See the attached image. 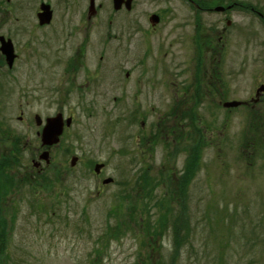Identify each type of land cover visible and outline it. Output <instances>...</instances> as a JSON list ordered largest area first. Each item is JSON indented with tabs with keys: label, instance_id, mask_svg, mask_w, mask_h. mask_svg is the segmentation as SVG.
I'll list each match as a JSON object with an SVG mask.
<instances>
[{
	"label": "rangeland",
	"instance_id": "rangeland-1",
	"mask_svg": "<svg viewBox=\"0 0 264 264\" xmlns=\"http://www.w3.org/2000/svg\"><path fill=\"white\" fill-rule=\"evenodd\" d=\"M198 1L214 9L238 6L203 14L187 0H135L126 16L135 21L127 35L113 3L95 0L92 45L100 76L111 75L93 97L79 102L70 94L81 91L80 81L76 88L63 83L58 54L64 46L76 51L83 38L59 33L58 23L61 15L85 14L88 0H52L58 18L42 30L34 28L38 0H29L28 7L22 0H0V34L19 55L17 84L5 76L0 87V221L7 245L2 264H264V146L252 135L256 130L264 143V98L254 109L222 107L250 102L264 84V0ZM196 15L199 23L192 22ZM16 16H29L27 29L11 26ZM151 16L160 17L155 28ZM199 30L209 35L207 57L219 69L225 92L193 107L195 140L213 145L179 146L166 138L164 126H178L169 118L177 100L178 107L185 104L184 96L160 83L187 78L191 37ZM108 32L112 41L104 49L117 51L114 37L124 42L116 62L110 57L113 65L102 48ZM60 113L73 122L57 146L44 148L35 116L44 121ZM45 151L47 161L40 159ZM95 165H103L100 175ZM117 223H123L121 232L113 236Z\"/></svg>",
	"mask_w": 264,
	"mask_h": 264
},
{
	"label": "flooded vegetation",
	"instance_id": "flooded-vegetation-1",
	"mask_svg": "<svg viewBox=\"0 0 264 264\" xmlns=\"http://www.w3.org/2000/svg\"><path fill=\"white\" fill-rule=\"evenodd\" d=\"M76 0H62L61 4L64 5H70L71 3H75ZM86 1V0H85ZM93 1L94 3V7L92 9H90V2ZM112 2V0H110ZM125 1L127 0H123V4L121 5V8L119 10H115V16H117L118 14H123V21L125 24H127V26L124 27V33H126L128 35V27L129 24L132 23L134 24L135 21H130L126 16L128 14V12H131L132 9H127L124 5ZM135 0H131V8H132V3L135 4L134 2ZM181 2H183V0H180ZM187 4H189L190 6H193L191 4L190 1L186 2ZM22 4L26 7H28L29 0H22ZM49 6V10L51 11V21L47 24L44 25H40L39 23V13L41 12L40 7L41 6ZM135 6V5H134ZM133 6V7H134ZM66 7V6H65ZM234 7H223L222 8V12L221 13H225L226 11H231ZM198 9V8H196ZM97 9L95 6V0H88V8L86 10L85 14H80V15H75V16H70V15H61L59 16V23L61 26V31L59 33H64L67 36H79L81 35L83 38V41H81V47H78L76 49V51L74 52H70L72 49H68L67 46L61 47L60 48V52L58 54L59 56V64L61 65V68L63 70L62 72V81L63 83L67 86V87H73L76 88V84L77 86H79L80 90H77V88L75 89L76 93H71L70 95L75 96L77 98V100L79 102L82 101H86V98L88 97H93V95L98 91V86L101 84V81L99 80V78L101 76H105V77H109L111 75V73H107V74H99L98 72V63L96 61V55H97V49L96 47L93 48L92 43L94 42L96 44V42L94 41V34H95V30H96V19L98 18V14L96 13ZM99 12V11H98ZM200 13L203 14H208V11L205 12V10H203L201 8V11H199ZM125 15V16H124ZM114 16V15H113ZM36 19V24H34V28H36L37 30H42L45 29L44 26L46 27H53L54 22L57 17V15L55 14V9L54 6L52 4V0H38V10L34 16ZM159 17V16H158ZM3 16H0V22L2 21ZM24 18V19H21ZM28 18L29 16H19L11 21V26H14V24L17 23H21L23 28H19V29H27V26H24L23 23L28 22ZM151 18V17H150ZM150 18H149V22H150ZM108 20V19H107ZM110 22V20H109ZM159 22H160V17H159ZM192 22H198L199 23V16H195L194 20ZM57 24V25H58ZM56 25V24H55ZM157 25V24H156ZM156 25H152L154 28ZM33 27V23L31 25V28ZM57 27V26H55ZM198 27V26H196ZM58 28V27H57ZM55 29V28H54ZM203 29V28H202ZM13 33L15 35L18 34V31H14L12 30ZM54 35L57 34V32L54 30L52 32ZM1 38H4L5 40H10L12 45L14 44L13 41L8 38V37H4L0 34V41ZM15 38V37H14ZM104 41H103V45L102 48L104 49V45L107 42V39H109L110 41H112V35L110 32L107 33V35L105 34L104 36ZM45 39V38H44ZM125 40V39H123ZM209 35L204 36L203 34V30H199V32L195 35H193L191 37V42L194 44V48H192V58H191V69L190 71H187V78L186 79H181V78H175L173 80H165L162 81L160 84L163 85V83H168L169 87L170 84L172 87H174L176 90H178L182 96H184V98L181 100V102H185V104L179 105L178 107V102L179 100H177V111L172 113V115H174L173 117H170V119H174L175 123L178 124V126H176V124H174L173 126H171L170 128H168L167 126H164L165 128H167L168 133L166 134V138H171L173 143H177L179 146H202V145H213L212 142L208 141H204L202 140V143L200 144V142L198 143L197 140H195L196 135H198L199 133H194L193 132V127H192V122L193 119L195 118V112L193 111V107L195 105V103L201 101H209V99H213L214 95L219 94H223L225 92V88H221V86L224 84H222L221 80V73L214 68V63L209 64V57H207L208 54V45H209ZM113 42L117 48V51L111 49V51L108 49H104L106 52V55H104V57L106 59L109 60V62L111 63V65L115 64L116 60L119 57V51H121V48L124 47V42L123 41H119L118 39H116L114 37ZM1 43V42H0ZM46 45V42H44ZM97 45V44H96ZM13 48H15V44L13 45ZM15 50V49H14ZM195 50V51H194ZM67 52H70L67 55ZM14 55H15V60H17L19 58L18 53L15 54L14 51ZM104 57L101 56L100 62H103ZM110 57H112L114 59V61L110 60ZM14 60V61H15ZM20 60L23 61V57L20 58ZM108 60H105L104 62L108 63ZM2 62V64H1ZM5 63V64H4ZM30 64L32 62H29ZM4 64V67H6V69H2V66ZM23 64V62H22ZM195 67H194V65ZM18 65V63H17ZM17 65H13L11 67H9L6 62H5V57L1 54L0 52V87H1V83L3 81V78L5 79V76H9L11 82L13 84H17L16 78L14 76L15 75V67ZM25 68H29L27 67L28 62H26L25 64ZM217 65H221V62L218 60V64ZM224 66V65H223ZM14 67V68H13ZM103 67V66H102ZM211 67V68H210ZM105 69V71H107V67H103ZM222 68V65H221ZM224 69V68H222ZM130 72L133 74V68L131 67ZM232 72L234 73L235 70H232ZM129 75L131 76L130 73H126L125 77L128 78ZM34 77L33 73L30 75V77ZM43 77L45 78V76L43 75ZM213 78H218L217 81L215 82V84L213 83ZM71 79L72 82L69 80ZM180 79V80H179ZM76 80H79V83H76L74 85V83L76 82ZM129 80V79H128ZM46 82L47 79H46ZM138 89H141L143 87V82L139 79L138 81ZM260 83V82H259ZM259 87L256 89L255 91V95L252 97H250V102H244V101H237V100H233L230 102H224L222 104V107L224 108V105L227 103H234V102H239L240 105L238 107H236L235 109H238L240 107H248L250 109H254V107L256 106V103H259V101L261 100V98H264V84H258ZM263 86V91L258 93V89H260ZM66 87V88H67ZM151 87H156L155 84H152ZM70 89H67L65 91V93H70ZM66 96V95H64ZM0 97H1V92H0ZM207 101V102H208ZM249 103V104H248ZM252 104V105H251ZM234 109V108H232ZM262 110V109H261ZM231 111V110H229ZM254 111V110H252ZM61 114V113H60ZM264 114V113H263ZM36 117H38L39 121L41 122V124L37 123ZM70 118L73 117L69 116ZM68 117V118H69ZM262 117V116H260ZM50 118V117H47ZM44 119V121L39 117V116H35V124L37 127H41V131L37 133V135L40 137V141H41V132L43 130V126L45 124L46 119ZM128 119L129 116L127 118V122L126 125L128 124ZM179 123H178V122ZM143 125V124H142ZM185 126H187L188 129L185 132ZM67 128H64L63 133H65ZM197 132L199 131L198 129L196 130ZM204 131V133H203ZM202 133L205 134V132L209 131L203 128ZM255 134H252L254 136V138H256L260 143L257 146H264V143H262L260 141V139L257 137V132L256 130H254ZM159 137L162 136L161 133L158 134ZM195 135V136H194ZM219 135H221L219 133ZM62 136V135H61ZM260 136L264 139V135L262 133H260ZM238 143L237 146H241V137H238ZM61 139V137H60ZM190 141V145L186 142ZM182 143H185L184 145ZM207 143V144H206ZM217 146H221V142H217ZM58 145V144H57ZM55 145V146H57ZM243 145V144H242ZM41 146L42 143H41ZM250 146H255V144H251ZM174 153V151L172 152ZM188 161H185V164ZM147 171V169L145 170ZM102 172V170H101ZM101 172L99 173V175L101 174Z\"/></svg>",
	"mask_w": 264,
	"mask_h": 264
},
{
	"label": "water",
	"instance_id": "water-1",
	"mask_svg": "<svg viewBox=\"0 0 264 264\" xmlns=\"http://www.w3.org/2000/svg\"><path fill=\"white\" fill-rule=\"evenodd\" d=\"M123 4V0H113V7L114 10H119L121 8V5ZM125 7L127 9L131 8V0H127L124 3ZM94 7L93 1L90 2V9ZM41 12L38 14L39 16V23L40 25L47 24L51 21V11L49 10V6H41L40 7ZM222 8L218 7L215 9L216 12H220ZM150 22L152 25H156L159 22V18L157 16H151ZM0 52L5 57V61L9 67H11L15 60L14 55V48L10 40H5L4 38H1L0 41ZM263 91V86L258 90V93ZM240 103L234 102V103H227L224 105V107L227 108H235L239 106ZM37 123L41 124L38 117H36ZM72 119L68 118L67 120L63 119V116L61 114H57L54 117L47 118L45 121V124L43 126V130L41 132V143L44 147L49 148L54 145H57L60 142V137L63 134L64 128L71 126ZM49 158L48 152H43L40 159L47 161ZM75 161V159L73 160ZM103 165H95V172L98 174L101 167ZM111 182V180L105 181L106 183Z\"/></svg>",
	"mask_w": 264,
	"mask_h": 264
},
{
	"label": "trees",
	"instance_id": "trees-1",
	"mask_svg": "<svg viewBox=\"0 0 264 264\" xmlns=\"http://www.w3.org/2000/svg\"><path fill=\"white\" fill-rule=\"evenodd\" d=\"M263 23H264V21H262ZM262 23V24H263ZM197 159H198V155H197ZM197 159H196V162L194 163V164H197V168H198V166H199V163H198V161H197ZM191 160V159H190ZM186 164H187V167H189V161L188 162H186ZM251 165V164H250ZM191 166V165H190ZM196 168V169H197ZM2 172V174L4 175L5 173H4V168H1V171H0V173ZM142 174H144V176L145 177H147V171H144ZM141 174V175H142ZM191 174V173H190ZM44 181V180H43ZM149 184H150V182H149V179H147L146 181L144 180V187L145 188H148L149 187ZM10 187V186H9ZM148 190H150V189H148ZM147 191V190H146ZM2 216V215H1ZM0 216V218L2 219V217ZM187 220L185 219V220H183V222H181V225L180 226H182V225H184V223L186 222ZM1 223V231H0V264H2L4 261H5V259H4V255H6V250H7V245H4V241H3V238H4V235H5V233H6V225H5V223L1 220L0 221ZM3 222V223H2ZM177 223V222H176ZM175 223V224H176ZM120 224H123V223H120ZM119 223H117L116 224V227H115V229H114V234H113V236H115V235H117V233L118 232H121V225H120ZM184 228L186 229H188V226L186 225V226H184ZM175 236H176V239L178 240V238H181L182 237V235H181V232L177 229V227L175 226ZM148 233V236H150V235H152V237H153V235H156V232H153V234H150L149 232H147ZM4 245V246H3ZM178 247L179 245H178V243H177V241H175V247ZM6 260H7V256H6Z\"/></svg>",
	"mask_w": 264,
	"mask_h": 264
},
{
	"label": "bare ground",
	"instance_id": "bare-ground-1",
	"mask_svg": "<svg viewBox=\"0 0 264 264\" xmlns=\"http://www.w3.org/2000/svg\"><path fill=\"white\" fill-rule=\"evenodd\" d=\"M187 1H190L191 2V4L195 7V8H198L199 9V11H201V8L203 9V10H205V12H212V10L214 9V8H208L207 6H206V3L205 2H202V3H200L198 0H187ZM232 5H236V3L235 2H230ZM238 5V4H237ZM228 11H229V9H228ZM217 55H216V57H217V59L219 58V55L220 54H218V53H216ZM1 64H2V62H1ZM104 79H106V77L105 76H101L100 78H99V80L100 81H102V80H104ZM197 104H199L198 102L197 103H195V105H197ZM225 109H232V108H227V107H224ZM200 143H202V141H200ZM148 176V175H147ZM186 178V176L184 177V179ZM150 182V181H149Z\"/></svg>",
	"mask_w": 264,
	"mask_h": 264
}]
</instances>
